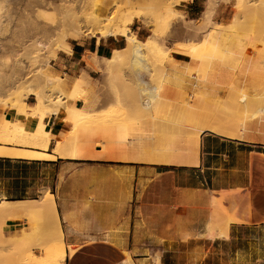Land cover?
Returning <instances> with one entry per match:
<instances>
[{
    "label": "crops",
    "instance_id": "0c3cea01",
    "mask_svg": "<svg viewBox=\"0 0 264 264\" xmlns=\"http://www.w3.org/2000/svg\"><path fill=\"white\" fill-rule=\"evenodd\" d=\"M207 1L182 0L178 11L186 21L198 20ZM232 13L230 2L216 0L212 20L224 23ZM119 44L117 37L71 42L70 51H57L49 65L69 90L81 70L91 81L100 80L85 56L108 57ZM2 119L19 121L30 131L39 122L14 110L0 113ZM43 124L47 148L34 151L52 158L0 155V201L53 196L63 264H123L128 259L132 264H264L263 133L250 142L204 132L197 163L170 166L116 161L114 149L102 153L89 144L78 145L77 158L70 151L72 157L66 156L72 145L64 147L65 156L57 154L54 147L65 140L70 124L63 113L46 117ZM30 226L26 219L7 221L4 240L21 243ZM46 244L32 252L37 260L47 259Z\"/></svg>",
    "mask_w": 264,
    "mask_h": 264
},
{
    "label": "rangeland",
    "instance_id": "374dc122",
    "mask_svg": "<svg viewBox=\"0 0 264 264\" xmlns=\"http://www.w3.org/2000/svg\"><path fill=\"white\" fill-rule=\"evenodd\" d=\"M121 1L90 0L86 5V11L92 13L104 8L107 15H112L116 6H120V18L138 14L141 18H133L132 24L128 26L130 31L140 41H145L152 36V40L163 43L168 48V52L158 57L155 53L150 54L144 51L145 55L141 51L140 58L137 53H133L132 60H120L106 69L108 87L103 91L96 90L93 81L81 70L76 81L85 89V93H80L77 100L83 104L95 94L100 99V111L92 117L93 119L82 120L74 128H70L66 135V138L70 139V144L73 141L76 142L74 143L77 147L89 144L92 149L95 146L97 149L100 147L104 153L109 149L128 148L129 141L136 137H146V144L155 143L159 147L182 153L185 136L199 131V127L191 123L192 115H195L196 111H209L221 119L228 120L233 117V109L228 102L231 98L230 94L232 96L236 92H246L245 94L250 97L258 94L263 95L259 99L264 98V0H225L230 2L233 10L231 18L221 23L225 29L229 27L228 33L209 49L198 51L195 59L177 53V51L188 50V45L184 43L186 40H192L191 42L194 41L196 44L203 38L182 29L183 24L188 22L184 19L183 13L178 11L182 0H132L127 4ZM55 3L58 7L61 5L59 0H0V113L2 117L6 110L22 111L26 114L33 111L36 102L34 97L27 98V95L31 91L39 92L38 89L41 88L40 82L35 78L36 70L42 68L43 73L56 75L52 73L50 65L45 67L43 65L45 61L50 62L52 58H55L57 51L62 50L59 43L49 44L46 49L28 47L35 39L49 43V40L53 38V36L50 38L44 35L46 33L43 34L44 25L40 19L35 18L34 11L45 8L50 11ZM164 8H166V14L163 16L164 23L159 28L156 26L155 18L160 11H164ZM53 9L51 10L55 15L57 14V18L61 19L60 10L56 7ZM142 18L148 24L143 22ZM90 37V35H82L76 39H67L65 43L82 42ZM117 38L122 48L125 40L119 36ZM17 61L24 65H17ZM101 73L97 76L100 77ZM56 76L62 78L59 75ZM23 79L25 80L22 81ZM141 79L144 81L142 82ZM85 81H89V87L85 86ZM144 83L150 88L146 96L142 91ZM62 86L67 89L64 79ZM19 95L26 97L21 111L17 110L16 106L13 108L12 102ZM145 98H153L156 102L151 112L150 110L146 111L147 113L144 112L145 110L141 111L144 109L142 101ZM262 100L256 101L254 106L249 108L246 115L247 117L249 114L248 118L238 116L240 121L246 122L249 128L248 134L253 136L264 134V122L259 125L257 118L251 116L255 112V105L264 104ZM139 109L141 110L138 111ZM117 126L121 128L118 129ZM0 145H6L9 148L0 151L1 156L10 157H19L14 155L11 149L25 147L22 144L3 143L2 140ZM93 154L96 153L93 152ZM19 219H26L29 222L25 215L17 217L0 215V264H34L29 254L37 247H44L41 243L44 238V228L38 219L34 224L31 222L34 228L30 226L28 234L21 243L17 238L4 240L3 227L6 222ZM46 248L50 246L47 245ZM46 248L44 250L47 252ZM40 259L36 261L38 264H40L39 261L43 263L47 260L42 262Z\"/></svg>",
    "mask_w": 264,
    "mask_h": 264
},
{
    "label": "bare ground",
    "instance_id": "6f19581e",
    "mask_svg": "<svg viewBox=\"0 0 264 264\" xmlns=\"http://www.w3.org/2000/svg\"><path fill=\"white\" fill-rule=\"evenodd\" d=\"M59 1L61 2L60 3L61 5H59L58 7L57 4L55 3L51 9H53V7L54 8L56 7L57 10L59 9L60 10L59 13L61 12V19H58L57 18L58 16H56L57 14L55 15V13L51 9L50 11L46 10L48 8L38 9L34 11L35 18L40 19L44 25L43 34L46 33L44 35L50 38L53 36V38L49 40V43L42 42L40 39H35L32 43L29 44V46L28 45L27 46L46 49L47 45L49 44L54 45L56 42H58L59 47L63 51H70L69 45L65 43V40L67 39H76L82 35L83 36L90 35L91 37H95L97 40L115 38L118 36L122 37L125 40V45L120 49L113 50V52L109 57H98L95 54H89L87 57L85 56L84 58L86 65L88 67L94 65L98 73L102 72L100 80H93L94 87L98 91H103L108 87V81L106 80V76H105L106 69L115 65L120 60L122 59L132 60L133 53H137L139 56L140 54L142 55L144 51L150 54L151 52L152 54L155 53V55L158 57H161L165 54V52H168L167 51L168 48H166L163 43H158L156 41H153L152 36L151 38L148 37L145 41H140L130 31L128 26L132 24L133 18L135 17L141 18V16H139L138 14H134L133 16L129 15L127 16V18H122V17L120 18L119 15V11L121 8L120 6H116L115 11L113 12L112 15L111 14L107 15L106 9L104 8L100 9L98 12L94 11L92 13H87L86 5L90 0H59ZM131 1L132 0H122L121 2L127 4ZM215 2L216 0H208L204 13L198 20H190L183 24L182 29H184L185 31L186 30L189 31L192 34L203 36V38L199 43L196 44L194 41L191 42L192 40L186 42L183 41L184 43H186L185 45H188L187 46L188 50L177 51L178 55L180 54L195 59L198 56L197 54L198 51L201 52V51H205L206 49H209V47L215 45V43L221 40V38L228 33L227 30L229 29V27L228 29L227 28L225 29L224 25L220 23H216L212 20ZM41 3L43 5V2ZM50 3H52V1ZM48 5L47 7H49ZM164 14H166V8H164V11L162 12L160 11L157 17L155 18L156 26L159 28H161L164 23V18H163ZM65 18H67L68 20ZM142 20L143 22L148 24V22L145 19L142 18ZM54 36L58 39L56 38L54 39ZM181 46H184V44L183 45L181 44ZM7 60L10 61L9 59ZM16 64L20 65L23 63L17 61ZM48 65L49 62L47 60L44 62L43 66L45 67ZM142 74H144V72H142ZM56 75L51 76L49 74L43 73L42 68L35 71V76H36L35 78L37 81L40 82L41 88L38 89L39 92L31 91L27 95V98L30 96L34 97V100L36 102V105L30 114H26L20 110L21 107L23 106V100L26 97H22L21 95H19L12 101L14 103L13 108H15L16 106L17 110L21 111V112L17 111L16 112L17 114L24 115L27 117H35L39 120L34 130L31 131L28 130L26 126L19 121L9 122V123L0 122V127H1L0 141L2 140L3 143L5 142L10 144H22L23 146H25L24 148L11 149V151L14 152V155L28 159L46 157L45 159L48 160L47 158H52L51 155L47 156L45 153L42 154L34 151V149L37 147H40L39 149L44 148L45 150L47 148L46 143H48L49 134L45 131L43 124V120L46 117L54 115L55 118V115H58L59 113H63L64 120L70 124V128H74L82 120H86L90 118L93 119L92 117H94L95 114H97V112L100 111V105H99L100 99L95 94L91 96L89 100H86L85 103H83L82 106L80 107H75L74 105L68 104V101H76L77 96L80 93H85V89L80 87V85L77 84L76 80L74 82L72 81L73 84L69 90L65 89L62 86L63 79L59 78ZM25 79H23L22 81H24ZM141 81L143 82L144 80L141 79ZM88 82L89 81H85L84 84L85 86L89 87ZM144 84L142 87V91L144 93V96H146V93L150 91V88L148 87V84H146V86H144ZM245 93L246 92H236V94L232 96L230 94L231 98L230 97H229L230 99L228 98L229 99L228 102L233 109L232 119H228V120L221 119L218 116H216V114L211 113L209 111L208 112L207 111L202 112L201 110L198 112L196 111L195 115H192L193 116L191 118L192 122L191 121L190 122L193 124V126L195 125L199 127V131L195 133H189V135L187 134L188 136L187 135L185 136V138L183 139L184 150L182 153L173 152L170 149L167 148L165 149L164 147L161 146L159 147V145L157 146L155 143H152V145L146 144V139H145L146 137L144 138L134 137L135 139L129 141L130 146L128 145V148L124 147V149L115 150L116 151L115 160L116 161L126 160V162L127 161L129 162V161H134L135 159H139V160H144V162H149L151 164L152 163L165 164L170 166L196 164L198 159L199 146H200V135L204 132H211L216 135H222L228 137L229 139H238V140L250 141V142L258 141L259 139L257 137L248 134L249 128L247 127L246 122H243L244 120L240 121L238 119L239 118L238 116L242 115V118L246 117L249 108L254 106L255 102L258 100L261 101L263 99L262 101H264V98L262 97V99H259L263 95L255 94L256 96L250 97L248 96V94ZM154 98L156 99V97ZM142 102H143L142 107H144V109L142 108L143 110L139 109L138 111L145 110L144 112H146L150 110L149 112H151L153 106H155L156 103L153 100V98L152 99L145 98L144 101ZM254 110L255 112L253 113V115H251L252 111L250 112V115L252 117H256L257 122L260 125V123L264 122V104L262 106L255 105ZM193 112L195 111L193 110ZM248 116L246 118H248ZM251 116L250 118H252ZM117 128L120 129L121 127L117 126ZM123 132L124 131H122V133ZM69 140L68 138L65 137V140L63 142H59L57 143V145H55L56 148L54 147V151L57 154L59 153L61 154L62 152H65V148H67L66 145L70 147L72 145V147L74 146V149L77 150L74 151L73 148H71V150L66 149V156L67 154L70 155L72 153L73 156H76L77 158L78 147L75 144L76 142L73 141L72 144H70ZM7 149L9 148H7L6 145H0V151H5ZM67 151H70L71 153L70 152L67 153ZM101 151L102 149L99 152ZM72 154L70 155L71 157ZM0 155H2V153H0ZM61 155L65 156V153ZM53 158L55 159V157ZM54 206L55 205L53 204V196L49 195L48 193H46L42 199L35 202L8 203L4 201V199L0 201V215L2 216L17 217L19 215H25L28 217L29 222L30 223L32 222L33 224L37 219L41 221L42 227L44 228L43 230H44L45 240L47 243L50 244V245L48 244L50 248H46L48 249L46 254L47 260L45 261V263L42 261L44 264H63V260L65 259L64 258L65 250H63L64 246L62 243L63 242L62 235L59 230L57 215ZM29 255L32 259V262L36 264L37 263L36 261H38L39 259L37 260L36 256H34L32 253H30ZM39 263L43 264L41 263V261H39ZM123 264H132V261L128 259Z\"/></svg>",
    "mask_w": 264,
    "mask_h": 264
},
{
    "label": "built area",
    "instance_id": "2783aa9c",
    "mask_svg": "<svg viewBox=\"0 0 264 264\" xmlns=\"http://www.w3.org/2000/svg\"><path fill=\"white\" fill-rule=\"evenodd\" d=\"M116 264H122V262L116 263Z\"/></svg>",
    "mask_w": 264,
    "mask_h": 264
}]
</instances>
